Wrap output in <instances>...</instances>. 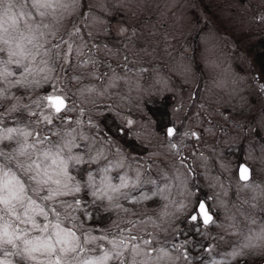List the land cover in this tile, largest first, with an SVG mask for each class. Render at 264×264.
Masks as SVG:
<instances>
[{
	"label": "rangeland",
	"instance_id": "1",
	"mask_svg": "<svg viewBox=\"0 0 264 264\" xmlns=\"http://www.w3.org/2000/svg\"><path fill=\"white\" fill-rule=\"evenodd\" d=\"M47 11L31 73L9 64L14 75L0 76V166L41 196L61 193L34 198L89 237L82 257L135 237L137 264H264V0H61ZM54 92L66 97L59 114L43 99ZM55 146L83 158L69 161L72 181L41 154ZM33 161L40 170L18 167ZM46 166L47 185L29 180L47 179ZM201 201L207 225L191 220ZM15 252L3 245L0 261L43 259Z\"/></svg>",
	"mask_w": 264,
	"mask_h": 264
},
{
	"label": "snow or ice",
	"instance_id": "2",
	"mask_svg": "<svg viewBox=\"0 0 264 264\" xmlns=\"http://www.w3.org/2000/svg\"><path fill=\"white\" fill-rule=\"evenodd\" d=\"M26 3H28V0H25V3H20L19 0H0V53H6L8 56L7 60H0V65H2L0 76L14 75L8 69L9 64H16L21 67L23 69L22 74L31 73V67L25 61H28L30 57L34 60L35 54L32 49L37 48L35 43L39 39L37 33L43 35L41 30L48 27L43 18L49 14L47 10L50 8L54 10L56 5L61 4V0H30V8L34 9L35 12L26 10ZM37 16L41 19L38 20ZM28 45L32 47L29 48ZM16 83L19 84L21 81L17 80ZM43 99L47 101V107L56 114L66 110V97L63 95L54 92L43 97ZM44 118L48 123H52L50 116ZM17 131L14 128L5 129L7 139H13L12 133ZM21 134L25 139L31 135L30 132ZM172 134L173 130L169 129V135ZM45 139L47 138L39 140V143L43 144ZM29 147H35V145H29ZM55 147L57 149L55 152H53L52 147H49L48 149H42L41 154L46 159L51 160L50 166L59 168L60 171L57 175L62 173L68 181H72L74 178L68 172L69 161L75 160L76 163H81L83 158L72 155L65 157L61 154L63 149L60 146ZM23 152L24 147L22 146L21 153L23 154ZM33 165L37 170L41 169V164L36 161L29 164L27 168L22 164H18V167L25 169L27 173L31 172ZM47 167L43 169L44 176L47 179L37 180V176L40 175V171H37L35 175L29 176V180L36 181L38 185H47L49 180H52V177L48 175ZM240 178L242 180L249 179L247 167L241 166ZM89 179H92L91 175H89ZM52 182L56 185L61 183L59 179ZM67 186L65 184V187ZM42 190L40 187L27 185L23 179L12 172L11 168L5 169V166H0V205L3 206L0 208V247L10 245L13 249H16L15 255L31 260H36L35 253H39L43 258L40 260V264H107L110 259L118 257H123L119 259V264H137L136 256L140 255L141 250L138 244L131 243L136 239L135 237H131V240L121 239L118 243L113 242L114 252L111 255L108 251H105L100 256L82 257L80 254L86 251L84 245L88 243L89 237L86 234L83 235L82 241L81 236H78L73 228L62 227L58 219L59 214L55 213V208L51 209L57 216V221L53 223L49 219L48 211H46L47 205L38 203L34 197L48 201L54 195L61 193L54 192L49 188V195L41 196ZM73 190L79 192V184H76ZM29 191L32 192V195L29 194ZM62 194L68 195L69 193ZM193 213L191 216L192 221L202 218L205 225L212 222V217L204 203H199L198 208L193 209ZM37 216L42 217L45 223H39L36 220ZM20 225H25V227ZM50 228L51 231H49ZM32 231H38L41 235L30 236ZM91 239L95 240L96 237H91ZM129 243H131V260L124 254L125 250H128ZM144 243L149 242L144 241ZM0 264H11V262L0 261Z\"/></svg>",
	"mask_w": 264,
	"mask_h": 264
},
{
	"label": "water",
	"instance_id": "3",
	"mask_svg": "<svg viewBox=\"0 0 264 264\" xmlns=\"http://www.w3.org/2000/svg\"><path fill=\"white\" fill-rule=\"evenodd\" d=\"M169 129H171V128H169ZM169 131V130H168ZM241 166H245V167H247L245 164H240L239 165V167H238V176H239V179L240 180H242L241 178H240V168H241ZM248 168V167H247ZM248 170H249V168H248ZM250 173H251V171L249 170V177H250ZM242 181H245V180H242ZM201 203H204L203 201H201ZM206 207V206H205ZM207 209V208H206ZM212 217V216H211Z\"/></svg>",
	"mask_w": 264,
	"mask_h": 264
},
{
	"label": "flooded vegetation",
	"instance_id": "4",
	"mask_svg": "<svg viewBox=\"0 0 264 264\" xmlns=\"http://www.w3.org/2000/svg\"><path fill=\"white\" fill-rule=\"evenodd\" d=\"M198 206V205H197ZM208 211V209H207ZM209 213V212H208ZM194 214V213H193ZM210 214V213H209ZM211 215V214H210ZM212 216V215H211ZM201 222H203V219L202 218H199ZM212 220H213V216H212Z\"/></svg>",
	"mask_w": 264,
	"mask_h": 264
}]
</instances>
